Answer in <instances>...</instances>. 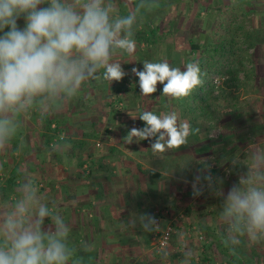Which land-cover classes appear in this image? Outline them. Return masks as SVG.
I'll use <instances>...</instances> for the list:
<instances>
[{"label": "crops", "instance_id": "0c3cea01", "mask_svg": "<svg viewBox=\"0 0 264 264\" xmlns=\"http://www.w3.org/2000/svg\"><path fill=\"white\" fill-rule=\"evenodd\" d=\"M158 1L167 9L162 20L157 18L158 34L181 36L184 46L166 37V46L160 43L157 49L135 40L134 54L115 50L111 60L120 62L127 73L121 81L85 82L77 96L68 100L38 98L12 117L14 131L0 148L1 178L13 169L23 177L8 199L0 193V223L30 183L39 201L69 226L66 243L71 260L81 264L195 263L202 260L197 241L201 233L205 239H216L218 245L229 239H250L246 220L226 213L224 197L234 183L246 178L255 181L258 172L264 173V0L220 3L241 8L240 14L245 15L238 14L237 20L245 19L254 44L239 43L248 52L242 59L244 71L225 83L220 94L213 92V104L206 110L189 95L179 99L163 95L164 85L159 82L155 93L142 96L139 78L131 69L143 70L144 61H167L185 70L193 62L188 52L194 31L202 34L219 19V0ZM192 3L200 12L187 13L186 4ZM204 9L212 12L207 25L202 28L199 22L188 27L190 20L203 19ZM110 15L122 17L118 8ZM165 21L173 28H166ZM145 110L158 116L175 112L178 123L191 127L188 142L162 153L151 150L155 137L127 144L128 132L145 126L138 117ZM50 122L51 128L58 124L66 136L87 142L78 147L53 139L47 145ZM89 133L93 136H84ZM157 215L161 229L173 227L171 243L164 251H158L152 240ZM51 225V220L44 221L45 228ZM228 252L230 259L243 258L233 255L230 247ZM88 255L89 260L84 259Z\"/></svg>", "mask_w": 264, "mask_h": 264}, {"label": "clouds", "instance_id": "9594fccd", "mask_svg": "<svg viewBox=\"0 0 264 264\" xmlns=\"http://www.w3.org/2000/svg\"><path fill=\"white\" fill-rule=\"evenodd\" d=\"M111 12V0H0V148L14 131L12 117L38 98L68 100L85 82H119L127 75L111 57L117 49L135 53V17L113 19ZM131 71L142 96L155 93L159 82L163 95L179 99L202 83L198 62L182 71L167 61H144L143 70ZM138 117L145 126L133 127L124 138L127 144L155 137L151 150L162 153L188 142L191 127L178 123L175 112L158 116L145 110ZM36 192L26 183L24 195L0 223V264H69L70 228ZM224 200L226 213L244 218L249 238L259 242L264 237V173L258 172L255 181L234 183ZM46 219L52 221L48 229Z\"/></svg>", "mask_w": 264, "mask_h": 264}, {"label": "trees", "instance_id": "16d2710c", "mask_svg": "<svg viewBox=\"0 0 264 264\" xmlns=\"http://www.w3.org/2000/svg\"><path fill=\"white\" fill-rule=\"evenodd\" d=\"M129 1L132 5L134 14L123 7L122 1L119 2V10L122 17L130 14L134 17L137 15L131 28L132 33L134 31L132 38L138 43H144L147 47L152 46L157 49L158 44L162 43L166 38V35L158 34L159 26L156 24L159 22L157 19L159 16L156 13L165 10L164 3L158 0ZM221 2L222 0H219V5L216 7L220 10L219 19L216 20V22H211L207 26L205 30L207 37L189 43L191 53L193 52L192 61L198 62L201 68L202 80V83L189 94V98L191 100H197V103L205 110L206 107L213 104V92L215 87H219L216 86L214 77L217 75L226 76V81H223L225 84L230 79L237 77L240 71H244L242 59L245 58L246 55L248 56V52L247 49L246 52L241 50L239 43L248 42L251 45L254 44L253 37L250 36V33L248 34L247 29H245V19L241 18V20H237L239 15H241V17L245 15L240 14L241 8L220 4ZM151 10L153 14L150 13ZM155 19H157L158 22L155 21ZM259 39L260 38H258V40ZM200 93L202 95H200ZM92 134L93 133L84 134V136L90 138L93 136ZM45 136L47 145L52 144L53 139L62 144L71 142L78 147H83L87 142V140L80 141L81 139H72L66 136V132H64L58 124L54 128H51V122L48 124ZM18 179H23L22 173L18 171V169H13L11 174L1 182L0 193L3 199H8L10 193L17 189L16 187L19 186L17 183ZM72 235L74 234L71 233V236ZM204 235L205 233L203 236ZM205 237L206 236H204V238ZM228 248L227 243L223 242L219 244V249L223 254L225 253V255L229 253ZM89 258L90 256L88 255L84 259L89 260ZM201 258L204 261L207 260L205 256H201ZM236 260L242 261V263L244 262L240 259ZM222 262L220 264H222ZM230 262H233L232 258L228 264H230ZM69 264H81V262L72 259L69 261Z\"/></svg>", "mask_w": 264, "mask_h": 264}, {"label": "rangeland", "instance_id": "374dc122", "mask_svg": "<svg viewBox=\"0 0 264 264\" xmlns=\"http://www.w3.org/2000/svg\"><path fill=\"white\" fill-rule=\"evenodd\" d=\"M122 1V5L123 7L126 9V10H129L131 11L132 13H134L133 11V8H132V5L130 3L129 0H127L126 2H123V0H111V4H112V12L111 13H115L117 8L119 9L120 8V5H119V2ZM186 1H190V2H193L195 0H186ZM191 6V7H190ZM190 6H188V4H186V10H187V13H190L192 9H196V11L198 10L200 12V7L198 8L197 4H191ZM156 7H159V6H156ZM176 10V7L173 9V12ZM202 10V9H201ZM177 11H175L176 13ZM147 13V12H146ZM151 14L152 13V10L150 12ZM165 14L167 13V10H161V12H157L156 14L159 16V19L162 20L164 18L161 17L162 14ZM212 12L208 9H204V14L202 15L203 19L199 20L198 22L195 23L194 20H188L189 23H188V27H196L199 22H200V25H202L201 27L204 28L206 25H207V22L208 20H210L209 18L211 17L212 18ZM193 16V15H192ZM135 17L137 18V15H135ZM189 17V16H188ZM213 18H215V16H213ZM158 19V20H159ZM157 19H155V21L158 22ZM161 22V21H160ZM167 22V24H165L166 28H173V26H171V24H169V21H165ZM18 23L20 24V26L22 27L23 24H24V21L23 19L19 20ZM163 23V22H162ZM198 23V24H197ZM178 27V26H177ZM207 29V28H206ZM205 29V30H206ZM193 41H197V40H200V39H205V37H207L206 35V32H202V34H199L197 31H194V34H193ZM168 37V36H166ZM168 40L172 39V40H175V42L179 45H182L184 46L183 44V40H182V37L180 36H177L174 38V36H169L167 38ZM165 41H163L161 43V45H164L166 46V38L164 39ZM160 44V43H159ZM161 48L164 50L165 47H162ZM165 51V50H164ZM166 52V51H165ZM184 53V52H183ZM159 55V52L157 53ZM185 54V53H184ZM188 55L190 58H192V53L188 52ZM263 69V68H262ZM263 72H264V69H263ZM225 86L224 82L222 81V83L219 84V87H215V90L217 92H215L214 90V94H220L221 92V89H223V87ZM4 179L1 178V174H0V184L1 182L3 181ZM156 239H152L153 241H155L157 243V237H155ZM208 238V237H207ZM176 240L178 241L177 239H173V241ZM197 241L199 242V253H201V255L199 254V258H201V256H205L206 257V261H203L204 264H220L222 261V264H228V262L230 261V258H229V255H224L222 254L219 249V245L216 241V239H201L199 236L197 237ZM228 242V246L231 248L232 250V254L233 255H241L243 258L242 260L245 261L242 263V261H239V260H236L235 258L233 259V262H230V264H264V239H260L259 242H253L251 239H229L227 240ZM164 251V250H163ZM237 254H235V253ZM161 255V254H160ZM232 256V255H231ZM234 257V256H232ZM229 258V260H228ZM174 259L172 258V262ZM202 261V260H201ZM200 260H195V263L194 262H190L188 261L187 264H198L201 262ZM178 264V262H177Z\"/></svg>", "mask_w": 264, "mask_h": 264}, {"label": "built area", "instance_id": "2783aa9c", "mask_svg": "<svg viewBox=\"0 0 264 264\" xmlns=\"http://www.w3.org/2000/svg\"><path fill=\"white\" fill-rule=\"evenodd\" d=\"M225 79H226V76L217 75L214 77V82H215L216 86H219V84L222 83V81H224ZM228 171H226L227 177L230 176V173ZM159 220H160L159 215H157L153 218V229L156 233L155 236L157 237L156 249L158 251H163L171 243L172 234H173V227L171 225H169V226L161 229L159 226ZM199 237L201 239L204 238L202 233L199 235Z\"/></svg>", "mask_w": 264, "mask_h": 264}]
</instances>
